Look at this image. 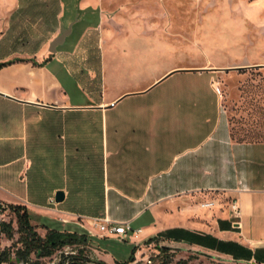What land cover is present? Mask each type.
Listing matches in <instances>:
<instances>
[{"label":"crops","instance_id":"obj_1","mask_svg":"<svg viewBox=\"0 0 264 264\" xmlns=\"http://www.w3.org/2000/svg\"><path fill=\"white\" fill-rule=\"evenodd\" d=\"M158 3L13 0L0 32V201L44 235L86 233L88 218L129 222L141 231L123 240L130 256L264 264V140L234 135L219 85L231 70L264 71V52L221 62L202 51L160 72L176 48L147 8ZM180 68L188 89L163 109L133 102ZM94 243L106 264L122 262Z\"/></svg>","mask_w":264,"mask_h":264},{"label":"rangeland","instance_id":"obj_2","mask_svg":"<svg viewBox=\"0 0 264 264\" xmlns=\"http://www.w3.org/2000/svg\"><path fill=\"white\" fill-rule=\"evenodd\" d=\"M12 2L13 0H0V32L5 29L7 14ZM147 8L158 10L159 19L155 24L158 25L160 32L166 30L171 33V36L166 39L176 48L173 54L168 55L162 63H159V67H162L160 72L164 67L194 64L198 55H202V51L208 52L212 58L216 56L221 62H226L230 57L245 56L234 55L232 52L251 51L252 49L264 52V0H159L158 5L153 4ZM207 31L212 34H207ZM199 39H203L204 45L201 40L199 42ZM207 42L209 45L206 47ZM182 45L191 46L190 54L180 53L177 50ZM216 51H221L222 54L215 53ZM234 66L224 65L223 67ZM170 74H172L170 77L162 81ZM184 75L182 68L170 71L158 81L162 82L153 87L147 95L138 94L133 102L146 108L153 105L158 109H163L169 104L166 97L181 94L188 89ZM220 76L219 85L226 97V107L234 135L238 138L244 136L243 138L264 140V71L246 72L242 70L237 72V70H231ZM4 219L3 223L10 224L14 234L12 239H8L5 234L0 235V252L10 249L11 259H13V251L20 247L16 244L19 239L16 217L8 209ZM131 227L136 230L133 224ZM37 233L44 235L43 230ZM94 241H98L109 256L122 261L117 264H146L145 259L134 263L135 254L133 260L127 262L133 247V243L129 240L101 241L93 240V237L88 236L84 246L65 247L50 257L42 258L41 261L43 264H98L99 262L106 264L100 258L101 253L94 250ZM71 254L79 259L74 260L73 263L69 258L64 259ZM169 255H163L160 252L157 257L150 256V258L152 264H161L164 259H169L167 264H237L210 257L199 258L196 255L190 256L188 260H173ZM193 261L196 262L193 263Z\"/></svg>","mask_w":264,"mask_h":264},{"label":"trees","instance_id":"obj_3","mask_svg":"<svg viewBox=\"0 0 264 264\" xmlns=\"http://www.w3.org/2000/svg\"><path fill=\"white\" fill-rule=\"evenodd\" d=\"M5 65L6 63H0V68ZM239 139L241 140V138ZM11 211L16 217L17 233L19 234V239L16 244H19L20 247L13 251V259H11L10 249H5L0 252V264H43L41 261L42 258L50 257L65 247H79L87 243V235L84 232L78 234L76 232L70 233L50 229L46 231L44 236H41L37 233L36 227L30 223L28 213L23 207L13 206ZM1 234H5L8 239H12L14 234L12 226L3 222L0 223ZM151 241L153 239H150L148 242ZM159 250L161 253L166 251L165 248H159ZM65 258H69L71 263L79 259L73 254ZM128 259L127 262H131L133 255ZM168 262L169 259H164L161 264H167Z\"/></svg>","mask_w":264,"mask_h":264},{"label":"built area","instance_id":"obj_4","mask_svg":"<svg viewBox=\"0 0 264 264\" xmlns=\"http://www.w3.org/2000/svg\"><path fill=\"white\" fill-rule=\"evenodd\" d=\"M231 209L235 217H239L240 209L236 201L231 203ZM8 212V208L0 201V221L5 222V215ZM87 224L90 228H86V235L88 237H116L118 240L123 241L126 239L128 234H131L134 237H137L140 234V230H133L130 226L129 222L117 223L109 220L105 217H97V218H88ZM63 223H66L65 220H62ZM136 247L139 246L138 243H135ZM73 253V252H72ZM137 251L135 252V261L134 263H138L139 261L144 260L143 255L137 256ZM146 264H152L151 258L145 259Z\"/></svg>","mask_w":264,"mask_h":264},{"label":"water","instance_id":"obj_5","mask_svg":"<svg viewBox=\"0 0 264 264\" xmlns=\"http://www.w3.org/2000/svg\"><path fill=\"white\" fill-rule=\"evenodd\" d=\"M66 35H67V30H63V31H61L60 35H58V36H57V37L51 42V44H50V52H51V53H54V52H55V48H56L58 45H60V44L63 43L64 38L66 37ZM61 200H62V193H58V194L56 195V201L59 202V201H61ZM98 264H102V263L99 262Z\"/></svg>","mask_w":264,"mask_h":264},{"label":"bare ground","instance_id":"obj_6","mask_svg":"<svg viewBox=\"0 0 264 264\" xmlns=\"http://www.w3.org/2000/svg\"><path fill=\"white\" fill-rule=\"evenodd\" d=\"M6 3H7V1H6ZM207 24H208V23H207ZM200 27H201V26H200ZM200 31H201V30H200ZM214 32H215V31H214ZM214 32H213V33H214ZM197 33H199V32H197ZM207 34H209L208 31H207ZM210 34H212V32H211ZM210 34H209V35H210ZM213 35H214V34H213ZM213 35H212V36H213ZM195 37H196V36H195ZM201 37H202V36H200V38H201ZM215 37H216V35H215ZM210 38H211V37H210ZM195 39H196V38H195ZM200 40H201V39H199V42H201L203 39H202L201 41H200ZM215 40H216V38H215ZM215 40H214V41H215ZM204 41H205V40H204ZM206 41H207V40H206ZM206 41H205V42H206ZM202 42H203V41H202ZM216 42H218V41H216ZM202 44L204 45V42H203ZM205 44H206V43H205ZM208 45H209V42H207L206 47H207ZM209 47H210V46H209ZM207 49H209V48H207Z\"/></svg>","mask_w":264,"mask_h":264}]
</instances>
